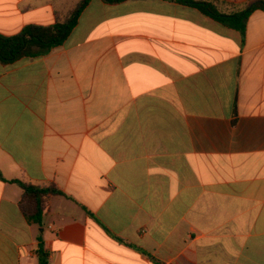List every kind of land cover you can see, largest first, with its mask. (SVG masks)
<instances>
[{
    "label": "crops",
    "instance_id": "0c3cea01",
    "mask_svg": "<svg viewBox=\"0 0 264 264\" xmlns=\"http://www.w3.org/2000/svg\"><path fill=\"white\" fill-rule=\"evenodd\" d=\"M80 0H0V35ZM221 13L252 0H214ZM0 264H264V11L244 34L171 0H90L0 62ZM56 185L42 226L9 182Z\"/></svg>",
    "mask_w": 264,
    "mask_h": 264
},
{
    "label": "trees",
    "instance_id": "16d2710c",
    "mask_svg": "<svg viewBox=\"0 0 264 264\" xmlns=\"http://www.w3.org/2000/svg\"><path fill=\"white\" fill-rule=\"evenodd\" d=\"M111 4L126 0H104ZM197 8L204 15L212 17L225 26L244 34L250 15L256 10L264 11V0H252L242 10L225 14L218 10L214 0H171ZM90 0H80L66 14L56 13V22L52 25H26L20 33L12 36L0 35V62L14 63L23 57H40L63 44L78 23V18ZM0 181L6 180L0 171ZM17 184L21 191L20 207L27 221L42 226V219L50 197L64 195L54 184L34 185L19 179L9 180ZM39 264H49V253L43 243L38 251Z\"/></svg>",
    "mask_w": 264,
    "mask_h": 264
}]
</instances>
